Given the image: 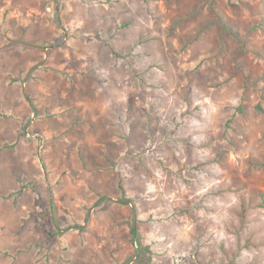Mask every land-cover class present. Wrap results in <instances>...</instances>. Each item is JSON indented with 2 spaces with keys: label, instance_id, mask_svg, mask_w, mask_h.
I'll use <instances>...</instances> for the list:
<instances>
[{
  "label": "rangeland",
  "instance_id": "1",
  "mask_svg": "<svg viewBox=\"0 0 264 264\" xmlns=\"http://www.w3.org/2000/svg\"><path fill=\"white\" fill-rule=\"evenodd\" d=\"M0 264H264V0H0Z\"/></svg>",
  "mask_w": 264,
  "mask_h": 264
},
{
  "label": "trees",
  "instance_id": "2",
  "mask_svg": "<svg viewBox=\"0 0 264 264\" xmlns=\"http://www.w3.org/2000/svg\"><path fill=\"white\" fill-rule=\"evenodd\" d=\"M213 8H214V5H213ZM215 11H216V16L219 18L220 22H223L224 23L225 21L223 19V16L221 15V13L217 9ZM52 211H53V207H52ZM134 235H135V232H134Z\"/></svg>",
  "mask_w": 264,
  "mask_h": 264
},
{
  "label": "built area",
  "instance_id": "3",
  "mask_svg": "<svg viewBox=\"0 0 264 264\" xmlns=\"http://www.w3.org/2000/svg\"><path fill=\"white\" fill-rule=\"evenodd\" d=\"M26 133H27V136H28V137L32 138V136L30 135L28 129H27ZM38 137H40V136H38ZM40 139H42V138L40 137Z\"/></svg>",
  "mask_w": 264,
  "mask_h": 264
},
{
  "label": "water",
  "instance_id": "4",
  "mask_svg": "<svg viewBox=\"0 0 264 264\" xmlns=\"http://www.w3.org/2000/svg\"><path fill=\"white\" fill-rule=\"evenodd\" d=\"M32 108H33L34 112H36V108L33 105H32ZM135 236L137 238V231H135Z\"/></svg>",
  "mask_w": 264,
  "mask_h": 264
}]
</instances>
